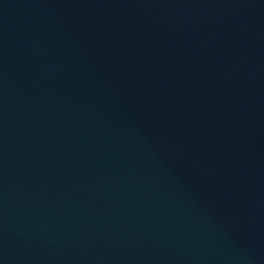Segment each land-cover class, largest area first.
Here are the masks:
<instances>
[{
    "label": "water",
    "instance_id": "obj_1",
    "mask_svg": "<svg viewBox=\"0 0 264 264\" xmlns=\"http://www.w3.org/2000/svg\"><path fill=\"white\" fill-rule=\"evenodd\" d=\"M0 264H264V0H0Z\"/></svg>",
    "mask_w": 264,
    "mask_h": 264
}]
</instances>
